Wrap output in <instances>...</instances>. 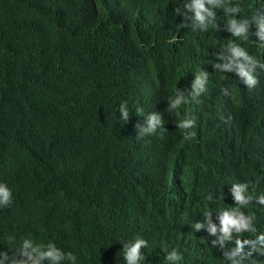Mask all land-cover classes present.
<instances>
[{
  "label": "clouds",
  "instance_id": "1",
  "mask_svg": "<svg viewBox=\"0 0 264 264\" xmlns=\"http://www.w3.org/2000/svg\"><path fill=\"white\" fill-rule=\"evenodd\" d=\"M21 1L0 0V9H17ZM42 1L41 18L56 6L63 9V0ZM81 1L72 3L80 9ZM107 3L96 10L92 6L85 27L100 32L110 47L90 53L69 28L55 37L84 63L80 73L85 76V101L110 102L120 111L118 121L137 139L141 160L116 187L118 204L103 201L98 207L101 214L125 218L131 227L126 240H112L118 264H264V0ZM147 7L168 20L172 33L163 41L143 27L149 31L146 36L140 19L132 17L130 10ZM183 30L199 40V53L164 57L155 51L176 50ZM5 43L0 38V45ZM202 53L214 55L202 59ZM91 68L101 75L95 78ZM146 73L151 77L144 78ZM129 74L136 79L122 93L111 81L130 79ZM157 75L175 81L164 88ZM122 95L128 97L122 100ZM70 100L76 113L69 123L82 119L87 110V105ZM139 103L150 108L133 111ZM0 117L14 125L23 122L16 113L10 116L1 102ZM4 132L0 123V264H15L27 255H35L29 264L75 260L64 243H35L29 236L8 247V231L21 219L15 189L26 181L46 206L59 209L56 201L91 203L84 190L94 181L78 177L79 194L60 200L47 173L28 161L30 142L22 143L23 135L15 130L8 136ZM180 181L197 195L184 194ZM153 192L167 207V218L146 212L144 199ZM159 224L164 228L159 230Z\"/></svg>",
  "mask_w": 264,
  "mask_h": 264
},
{
  "label": "trees",
  "instance_id": "2",
  "mask_svg": "<svg viewBox=\"0 0 264 264\" xmlns=\"http://www.w3.org/2000/svg\"><path fill=\"white\" fill-rule=\"evenodd\" d=\"M43 6L42 0H22L17 9H0V38L6 41L0 45V102L10 116L16 113L17 119L23 121L14 125L10 119L0 117V123L7 136L15 130L23 135L22 143L30 142L26 147L29 149L28 161L47 173L60 200L79 194L78 177H90L94 182L84 190V196L91 203L75 199L68 203L56 201L59 209H52L36 197L26 181L19 182L15 189V208L21 219L8 231V247L14 248L23 236H29L35 243H64L65 251L73 253L75 260L61 264H93L89 249L96 264H110V260L112 264H118L112 240H126L131 227L126 226L125 218L101 214L98 207L103 201L118 204L116 187L141 160L136 155L137 139L132 136V130L118 121L117 118L122 119L120 111L110 102L85 101L82 94L85 76L80 73L84 63L55 37L60 29L69 28L90 53H99L106 46L110 47L111 43L100 32H91L89 27H85L86 13L92 6L96 10L108 6V3L107 0H85L80 2L79 9L72 0H63V9L56 6L41 18L38 9ZM130 11L132 17L140 19L139 27L146 36L149 31L143 27L151 30V36L161 41L172 33L167 27L168 20L148 7ZM182 35L183 40L177 42L176 50L155 48V51L164 57L199 53V40L184 30ZM123 51L128 59V44ZM213 55L202 53L201 58ZM91 71L95 78L101 75L96 68H91ZM129 76L130 79L111 82H116L123 93L130 86L129 82L133 84L136 79L131 74ZM142 76L151 77L148 73ZM156 77L164 88L175 81L170 76ZM28 91V98L22 99ZM127 97L122 95L121 99ZM70 99L87 105V110L82 119L69 123V118L76 113ZM139 105H135L133 111L150 108L148 103ZM38 138L39 142L32 146L31 143ZM26 148L22 147V151ZM46 150L50 155L44 153ZM180 187L184 194L198 193L184 181H180ZM157 198L158 194L154 192L145 197L146 212L167 218V207ZM162 228L164 226L159 224V230ZM169 239L170 235L166 241ZM34 257L27 255L15 264L19 261L29 264Z\"/></svg>",
  "mask_w": 264,
  "mask_h": 264
}]
</instances>
